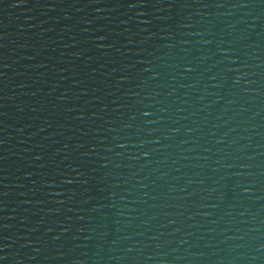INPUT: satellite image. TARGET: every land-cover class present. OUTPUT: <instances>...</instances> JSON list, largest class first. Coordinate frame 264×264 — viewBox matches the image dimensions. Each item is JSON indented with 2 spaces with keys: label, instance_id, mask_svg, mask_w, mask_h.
<instances>
[{
  "label": "water",
  "instance_id": "water-1",
  "mask_svg": "<svg viewBox=\"0 0 264 264\" xmlns=\"http://www.w3.org/2000/svg\"><path fill=\"white\" fill-rule=\"evenodd\" d=\"M0 264H264V0H0Z\"/></svg>",
  "mask_w": 264,
  "mask_h": 264
}]
</instances>
